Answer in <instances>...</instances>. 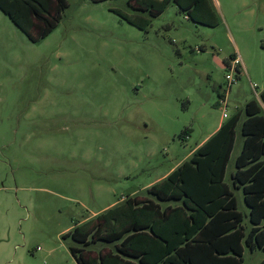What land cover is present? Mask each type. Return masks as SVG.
Wrapping results in <instances>:
<instances>
[{
  "label": "rangeland",
  "instance_id": "1",
  "mask_svg": "<svg viewBox=\"0 0 264 264\" xmlns=\"http://www.w3.org/2000/svg\"><path fill=\"white\" fill-rule=\"evenodd\" d=\"M67 2L36 42L0 10V264H77L66 231L165 177L239 111L231 186L245 105L264 112V0H205L211 24L170 2L145 29L115 12L138 13L127 0ZM243 247L242 264L264 259Z\"/></svg>",
  "mask_w": 264,
  "mask_h": 264
},
{
  "label": "trees",
  "instance_id": "2",
  "mask_svg": "<svg viewBox=\"0 0 264 264\" xmlns=\"http://www.w3.org/2000/svg\"><path fill=\"white\" fill-rule=\"evenodd\" d=\"M170 2L194 21L212 23L206 19L211 11L205 0H127L138 13L115 12L145 29ZM67 5V0H0V10L33 42L57 26ZM245 114L230 179L249 208L247 233L244 213L224 180L240 119L237 111L165 177L66 231L62 236L75 242L69 250L77 264H242L243 242L264 250V112L249 100ZM160 201L177 203L163 206ZM97 242L106 246L88 248Z\"/></svg>",
  "mask_w": 264,
  "mask_h": 264
},
{
  "label": "built area",
  "instance_id": "3",
  "mask_svg": "<svg viewBox=\"0 0 264 264\" xmlns=\"http://www.w3.org/2000/svg\"><path fill=\"white\" fill-rule=\"evenodd\" d=\"M239 63H240L239 59L235 56L234 59H233V64L236 65V64H239ZM232 68H233V65H230V68H229L230 69V75H228V79H227L228 80V87H230V85L235 82V79L233 78V76L231 74ZM253 85H255V84H253ZM220 101L222 103H225V101H226L225 95L221 96ZM223 117H227V115L225 113H223Z\"/></svg>",
  "mask_w": 264,
  "mask_h": 264
},
{
  "label": "crops",
  "instance_id": "4",
  "mask_svg": "<svg viewBox=\"0 0 264 264\" xmlns=\"http://www.w3.org/2000/svg\"><path fill=\"white\" fill-rule=\"evenodd\" d=\"M225 97H226V95H225ZM224 120H222L216 127H215V129L213 130V133L219 128V126L221 125V123L223 122ZM212 133V132H211ZM211 133H209L206 137H204L202 140H201V142L193 149V151L198 147V146H200L208 137H210L212 134ZM192 151V152H193Z\"/></svg>",
  "mask_w": 264,
  "mask_h": 264
}]
</instances>
